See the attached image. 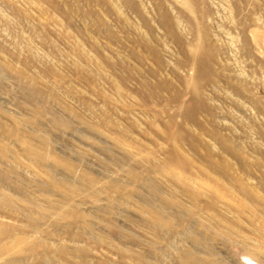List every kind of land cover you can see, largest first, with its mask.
<instances>
[{
    "label": "rangeland",
    "instance_id": "obj_1",
    "mask_svg": "<svg viewBox=\"0 0 264 264\" xmlns=\"http://www.w3.org/2000/svg\"><path fill=\"white\" fill-rule=\"evenodd\" d=\"M0 264H264V0H0Z\"/></svg>",
    "mask_w": 264,
    "mask_h": 264
}]
</instances>
